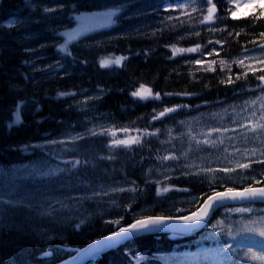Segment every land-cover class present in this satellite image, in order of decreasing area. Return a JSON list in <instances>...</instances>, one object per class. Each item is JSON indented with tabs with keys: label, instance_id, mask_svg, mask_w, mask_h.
<instances>
[{
	"label": "trees",
	"instance_id": "obj_1",
	"mask_svg": "<svg viewBox=\"0 0 264 264\" xmlns=\"http://www.w3.org/2000/svg\"><path fill=\"white\" fill-rule=\"evenodd\" d=\"M124 1L126 4H121ZM174 1L0 0V56L5 59H0V165L28 159L31 155H26L21 145L39 135L43 139L70 128L83 129L95 118L105 117L119 129L151 130L163 121H154L152 116L165 107L188 105L179 114H189L248 92L257 93L261 89L257 77L264 75V71L257 69L255 74L247 71L245 77L246 70L232 59L242 51L264 44L261 36L264 17L256 20L251 15L258 14L259 7L247 0H213L217 7L214 19L201 23L208 7L204 0H192L183 8H169ZM114 5H120L122 11L116 25L70 44L62 35V31L74 25L77 14ZM174 14L177 18L168 19ZM4 21H9L10 29L8 24H2ZM197 32L200 34L196 35ZM166 45L177 48L200 45L201 50L173 56L171 47ZM205 53L211 55L206 57ZM109 54L127 60L120 65L101 67L100 60ZM210 58L215 63L207 62ZM221 58L230 62L222 64ZM197 59L202 63H193ZM229 77L234 83H221ZM141 84L153 93L159 92L161 98L132 97L130 93ZM96 90L104 93L90 102L87 109L75 106V98ZM59 92L74 95L58 97ZM185 92L192 95H165ZM18 104L22 123L8 128L15 119ZM177 115L166 119L175 122ZM158 144L154 135L143 136L140 144L130 147H110L104 135H86L72 144L71 154L91 162L78 166L80 173L92 180L132 178L139 191L123 195L121 208L105 216L95 214L83 223L76 220L45 232L34 230L33 224L27 228L28 221L18 212L1 213L0 264H56L72 256L73 249L138 217L187 213L196 209L206 198L202 194L210 195L213 188L242 186L233 180L222 183L225 180H203L199 175L184 174L170 177L165 183L187 191L157 195V185L146 182L144 172L156 160ZM250 171L264 174V164ZM259 184L264 185V175ZM181 193L184 197L196 195L198 200L176 203V196ZM220 213L216 212L213 219ZM117 220L119 224L112 223ZM197 236L144 235L86 264H188L181 253L194 248L196 243L192 240Z\"/></svg>",
	"mask_w": 264,
	"mask_h": 264
},
{
	"label": "rangeland",
	"instance_id": "obj_2",
	"mask_svg": "<svg viewBox=\"0 0 264 264\" xmlns=\"http://www.w3.org/2000/svg\"><path fill=\"white\" fill-rule=\"evenodd\" d=\"M117 9L119 11V7L114 6L103 12L85 13L77 17L74 27L65 32L66 41H75L85 34L113 24L118 14ZM109 12H114L111 16L113 22H109L106 15ZM174 15L173 18H177V15ZM235 60H244L247 68L264 65L258 62L264 60V49L245 51L242 55L236 56ZM221 61L230 62V60ZM99 95L100 92H95L82 96L75 100V106L87 109L93 100L88 98H95ZM262 104H264V92L222 106L206 108L191 116L178 119L173 125H168L165 132L166 137L163 140L164 155L174 153L176 159H161L150 165L145 171L146 176L153 181L162 180L165 176L176 173H199V175L216 178L225 177L232 171L225 173L221 171L223 168L236 169L238 163L264 160V156L260 154L264 151L261 144L264 141V129L252 130L253 124H264V120L260 119ZM109 124L105 120H98L88 126L87 132L89 129L99 132L101 127L105 128ZM238 124L245 126L239 127ZM211 129H220V131H210ZM169 130H171L170 134ZM83 133L85 132L71 130L55 136L57 138L52 137L54 138L52 140L49 138L35 144L25 145L23 147L27 149L43 148L51 156L35 157L25 163L0 167V211L20 210L24 219L32 222L34 230H41L53 221L66 224L76 217L96 212L107 214L120 206L118 193L124 191H111V189H136L134 183L127 180L95 183L82 176L71 175V171H58L71 168V164L65 163V161L72 160V158H67V143L72 141V136L77 134L82 136ZM137 134L128 132L120 138L117 132L116 138L136 137ZM206 138L214 143H203ZM55 139H58V145L51 143ZM197 141L201 143L197 144ZM252 149L258 150L255 155H252ZM203 168H211L215 171L199 172ZM135 191L131 192L135 193ZM188 199L182 198L181 201ZM9 201L15 203L9 204ZM172 207H177V204ZM235 208L253 209L245 206ZM229 213H231L229 220L219 221L223 222L222 224L217 222L216 227L210 229L208 234H203L205 236L198 240L199 242L208 240L209 246L207 247H210L212 242H216L214 244L216 247L201 251L200 257L191 258V264H196L195 261L199 263L206 260L210 261L209 264H242L248 259L241 260L240 256L248 248H252L257 253H262L261 250L264 252V237L241 230L248 221L264 216V207L253 209L252 212L229 211ZM252 213H255L253 219ZM247 215L251 217L250 220H245ZM221 228L224 232L220 231ZM229 229L235 233L234 236L226 234ZM225 243L231 244L236 252V255L230 259H225L224 254L219 251ZM249 261L260 264L259 261Z\"/></svg>",
	"mask_w": 264,
	"mask_h": 264
},
{
	"label": "snow or ice",
	"instance_id": "obj_3",
	"mask_svg": "<svg viewBox=\"0 0 264 264\" xmlns=\"http://www.w3.org/2000/svg\"><path fill=\"white\" fill-rule=\"evenodd\" d=\"M233 2H236V0H233ZM204 3L208 5L206 11L207 14L204 15L203 20L200 21L201 23L207 22V21H212L214 19V14L216 12V4L213 3V0H204ZM247 3L249 4H254L259 7V13H252L251 15L254 16L256 20L261 19V17H264V0H247ZM237 8L239 7V3H236ZM169 8L173 7H185L183 4L180 5H168ZM194 11L196 9H193ZM118 11V9H117ZM114 14V12H109L106 15L109 18V22L111 21V16ZM231 15L233 18H236V13L234 11L231 12ZM168 19H173V17L169 16ZM12 23H15L13 21ZM213 31H216L217 29H212ZM200 33L197 32L196 35H199ZM155 35V33H153ZM231 35V33H229ZM239 35V33H237ZM261 36L264 37V33H261ZM209 43H212V41H209ZM217 44L221 43V41H216ZM63 49H66V46H61ZM166 47H171L172 49V55L176 56L179 53H184V52H197L201 50L200 45H196L195 47H190V48H177L176 45H166ZM261 48L264 49V45H261ZM211 55V53H209ZM127 60V57L124 56H118V57H113V58H103L100 60V66L101 67H107L111 64L115 65H120L122 61ZM240 65H244V60H239L236 61ZM260 64H264V60H259L258 61ZM195 64H201L202 60L197 59L193 61ZM215 63V61H213ZM223 64L224 62L221 61ZM249 70L255 74L256 69L251 68L250 66ZM264 71V69H262ZM243 75L246 77L247 76V71L243 73ZM239 79V76L237 77ZM257 79L261 82L258 87H261L262 91H264V75H260L257 77ZM221 83H227V84H232L234 81L231 79V77L228 78L227 81H221ZM58 97H64V96H70L74 95V93L71 92H59ZM132 97L139 98L140 100H147L149 98L152 99H160V93H153L150 88H148L146 85L141 84L140 87L136 90L130 93ZM165 95H192V93H165ZM99 97H95V99H98ZM88 99H94L93 97H89ZM259 99V98H258ZM21 104L23 101L20 102ZM255 103V101H253ZM181 107H188V105H176L174 107H165L162 111H160L157 114H154L152 116V120H158L161 117H164L167 113L174 112L177 108ZM261 116L260 119L264 120V104L261 105ZM155 112V110H153ZM14 116L15 119L12 120L10 124L7 125L8 128H11L13 125H18L22 123V120L20 118V105H16L15 111H14ZM239 127H244L245 125L243 124H238ZM257 129H264V124L256 123L252 125V130L256 131ZM117 131L123 132L127 134L130 130L127 128H122V129H116L114 127H108L104 128L101 127L99 132L89 129L88 132L90 135H106V136H111L112 139L109 141V146L110 147H119V146H124V147H130L132 144H140L141 139L140 136H149V135H155L156 132H159L160 130L157 129L154 132H149L148 129H142V130H137L140 135L136 137H130V138H125V139H117L116 134ZM210 131H220V129H211ZM224 131H228V129H224ZM171 130H169L170 134ZM83 137L81 134H77L71 137L72 141L80 140ZM194 138V137H193ZM57 141H51V143H56ZM60 143H64V141H60ZM201 143V141H197V144ZM203 143H214V141H210L207 138L203 141ZM262 147H264V141L261 142ZM257 149H252L251 153L252 155H255L257 152ZM262 156H264V151H261L260 153ZM111 158V157H109ZM158 159L162 160H168V159H176V156L174 153H171L167 156L164 157H158ZM66 164H71L70 169H59L58 171L64 172V171H72L75 169L78 165H86L91 163L88 160H80V159H72L70 161H65ZM252 163H261L264 164V160H259V161H252L249 160L247 163H238L236 167L241 168V169H247L251 167ZM215 171L214 169L211 168H203L200 169L199 172H212ZM221 171L227 173L231 171H235V169L232 168H223ZM187 174V173H185ZM199 174V173H197ZM165 179H169L167 176H165ZM134 183V182H133ZM260 181H256V184H259ZM160 184V181H157V185ZM172 186H165V187H157V195H161L163 193H166L170 190ZM135 188H129V189H111V191H135ZM182 191H187L186 189H181ZM206 198L203 199V203L200 204L199 208L197 211L192 212L190 215H180L179 217H165V216H147L143 217L140 219H136L134 223H131L127 225L126 227H121L118 229V231H113L109 237L104 238L103 241L100 242H95L97 244L104 243L107 244V242L114 238V237H122L123 234L129 233V232H138V231H150V230H155L161 227H166L168 223L172 220H178L181 221L185 224H198L202 221H206L212 212H214L218 207L222 206L224 201L226 200H249V201H255V200H264V187H254L251 184L248 187H245L242 191L235 190L233 188H227L225 191H216L214 188L211 190V195L207 194H202ZM9 204L15 203L13 201H9ZM229 211H236V212H241V213H246V212H252L253 209L251 208H235V209H229ZM50 214V213H49ZM121 220L123 217L120 218ZM83 223V221H81ZM112 223L119 224L120 221H112ZM223 223V222H219ZM76 227H79L77 225ZM213 227H216V225H213ZM242 231H246L249 233H255L259 235L260 237H264V216H261L255 220H250L248 221ZM221 232H224V229H220ZM228 236H234L235 233L232 232L231 229H229L226 233ZM227 250V251H225ZM221 253L224 254L225 259H230L232 256L236 255L235 249H233V246L229 243H225L221 249H219ZM241 260H253V261H259L260 264H264V252L262 253H257L255 252L252 248H248L243 252V255L240 256Z\"/></svg>",
	"mask_w": 264,
	"mask_h": 264
},
{
	"label": "water",
	"instance_id": "obj_4",
	"mask_svg": "<svg viewBox=\"0 0 264 264\" xmlns=\"http://www.w3.org/2000/svg\"><path fill=\"white\" fill-rule=\"evenodd\" d=\"M242 191V190H240ZM248 200H226L224 201L223 205H226L228 203H244ZM264 201V200H263ZM210 217L206 221H202L198 224H185L181 221L178 220H172L168 223L166 227H161L155 230H150V231H138V232H129L126 234H123L122 237H114L110 239L107 244L100 243L97 244L95 242H100L103 241L104 238L109 237V235L100 238L98 240H95L94 242L90 243L87 247L82 248L79 250L76 256L68 259L67 261L58 263V264H83L84 261L90 260L94 256L104 253L108 251L109 249L116 248L120 244H122L124 241L131 239L133 237L139 236L141 234L149 233V232H163V231H172V232H180V233H191L196 230H199L203 225H205L209 221Z\"/></svg>",
	"mask_w": 264,
	"mask_h": 264
},
{
	"label": "bare ground",
	"instance_id": "obj_5",
	"mask_svg": "<svg viewBox=\"0 0 264 264\" xmlns=\"http://www.w3.org/2000/svg\"><path fill=\"white\" fill-rule=\"evenodd\" d=\"M2 24H3V25H7V24H8V25H7V28H9V29L11 28V25H9V24H10L9 21H4V22H2ZM0 59L5 60L3 56H0ZM71 103H73V100L71 101ZM38 135H39V134H38ZM57 135H58V134H54V136H57ZM52 136H53V135H52ZM52 136H49V137H46V138L41 139L42 136L39 135V136L36 137V139H31V140H30V143H31V144H35V143L38 142L39 140L49 139V138H51ZM55 138H57V137H55ZM52 139H54V138H51L50 140H52ZM54 141H57L55 144L58 145V143H59V142H58V139H55ZM33 148H34V147H33ZM25 162H28V161L25 160L24 163H25ZM0 167H6V166L0 165ZM31 226H32V222H31V221H28V222H27V228H30Z\"/></svg>",
	"mask_w": 264,
	"mask_h": 264
}]
</instances>
